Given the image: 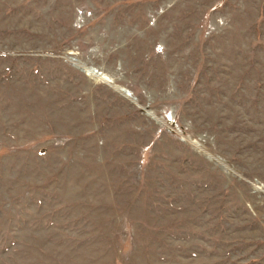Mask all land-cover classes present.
<instances>
[{"label": "rangeland", "instance_id": "1", "mask_svg": "<svg viewBox=\"0 0 264 264\" xmlns=\"http://www.w3.org/2000/svg\"><path fill=\"white\" fill-rule=\"evenodd\" d=\"M0 264H264V0H0Z\"/></svg>", "mask_w": 264, "mask_h": 264}]
</instances>
